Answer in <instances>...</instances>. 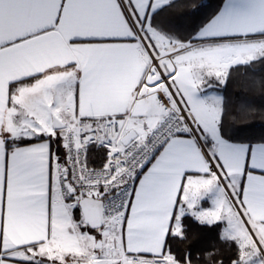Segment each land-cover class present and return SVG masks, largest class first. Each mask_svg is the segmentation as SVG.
Listing matches in <instances>:
<instances>
[{
  "label": "snow or ice",
  "instance_id": "6c2138e0",
  "mask_svg": "<svg viewBox=\"0 0 264 264\" xmlns=\"http://www.w3.org/2000/svg\"><path fill=\"white\" fill-rule=\"evenodd\" d=\"M176 2L0 0V264H264V138L219 91L264 66V0L185 38Z\"/></svg>",
  "mask_w": 264,
  "mask_h": 264
},
{
  "label": "trees",
  "instance_id": "16d2710c",
  "mask_svg": "<svg viewBox=\"0 0 264 264\" xmlns=\"http://www.w3.org/2000/svg\"><path fill=\"white\" fill-rule=\"evenodd\" d=\"M186 2L196 6L194 11L185 6ZM224 2L225 0H177L175 8H169L157 19L181 38H185L194 27L214 15ZM222 93L225 97L224 127L232 138L239 141L264 138V66L256 62L255 68L238 66L232 69ZM88 160L92 166H101L104 162L103 152H90ZM187 224L189 232L197 233L198 238L184 247L198 251L216 240L214 231L202 229L190 219Z\"/></svg>",
  "mask_w": 264,
  "mask_h": 264
},
{
  "label": "built area",
  "instance_id": "2783aa9c",
  "mask_svg": "<svg viewBox=\"0 0 264 264\" xmlns=\"http://www.w3.org/2000/svg\"><path fill=\"white\" fill-rule=\"evenodd\" d=\"M88 165H89V167H94L96 169H99V167H100V166H92V165H90L89 160H88Z\"/></svg>",
  "mask_w": 264,
  "mask_h": 264
},
{
  "label": "crops",
  "instance_id": "0c3cea01",
  "mask_svg": "<svg viewBox=\"0 0 264 264\" xmlns=\"http://www.w3.org/2000/svg\"><path fill=\"white\" fill-rule=\"evenodd\" d=\"M219 91H221V92H222V89H219Z\"/></svg>",
  "mask_w": 264,
  "mask_h": 264
}]
</instances>
